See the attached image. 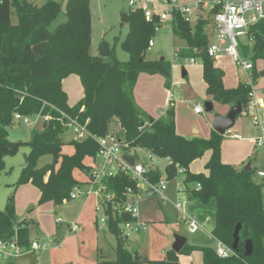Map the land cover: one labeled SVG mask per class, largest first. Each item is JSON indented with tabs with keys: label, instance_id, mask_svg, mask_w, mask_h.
<instances>
[{
	"label": "trees",
	"instance_id": "1",
	"mask_svg": "<svg viewBox=\"0 0 264 264\" xmlns=\"http://www.w3.org/2000/svg\"><path fill=\"white\" fill-rule=\"evenodd\" d=\"M61 11L62 3L57 0H47L41 6L29 0H0V175L6 170L5 158L14 157L27 147L29 153L17 186L31 184L40 192V203L62 205L71 200L74 187L83 184L74 177V171L89 175L91 166L85 161L96 156L99 150L96 139L108 136L109 126L117 118L131 147L146 149L156 157L172 161L173 165L166 168L169 181L178 177L175 165L179 164L185 170L184 185L194 199L204 205L216 202V226L212 235L232 249L235 231L241 225L240 241L235 255L228 258L220 257L213 248L186 244L180 254L170 250L164 260H151L129 249L130 239L121 224L135 219L129 215L113 217L110 213L108 229L116 237V259L103 264H180V255L194 252H201L202 264H264V195L262 185L254 180L255 171L246 172L222 160L224 136L213 131L208 139L185 138L176 130L172 108L165 116L155 118L136 103L140 74H161L171 79V62L146 58L158 18L148 22L141 9H130V31L121 42V48L130 58L124 62L116 58L106 40L99 45L98 55L92 54L91 0H68L67 21L51 30ZM14 15L18 18L17 24L12 23ZM208 24V19H199L192 26L179 14L175 16L172 32L187 44L179 57L202 62L208 96L231 103L233 107L241 103L243 112L247 113L249 89L242 82L235 89H227L225 72L208 56L210 39L205 32ZM248 35L242 54L255 64L257 82L264 75V20L251 27ZM260 61L263 69L258 71ZM70 76H77L84 89L83 98L73 107L63 90V81ZM96 77L100 83L106 78L102 86H98ZM39 114L52 117L51 121L43 122L41 131L34 130L27 142L9 139L16 115L36 117ZM63 114L82 124L89 121L90 135L65 143L62 135L69 121ZM65 146H72L74 153L65 154ZM208 152L211 155L205 164L207 173H192L190 166ZM44 156H51L52 162L38 168L37 163ZM130 160L135 162L133 158ZM150 174L154 181L161 176L160 172ZM107 185L120 197L126 188L136 189L137 183L127 176H118ZM32 223L17 222L15 198L11 196L5 209L0 210V241H14L22 248H29ZM249 241H252L253 253L246 256ZM0 264L4 263L0 261Z\"/></svg>",
	"mask_w": 264,
	"mask_h": 264
},
{
	"label": "rangeland",
	"instance_id": "2",
	"mask_svg": "<svg viewBox=\"0 0 264 264\" xmlns=\"http://www.w3.org/2000/svg\"><path fill=\"white\" fill-rule=\"evenodd\" d=\"M29 1L44 4L47 0ZM57 1L62 3V11L51 25V30H55L59 25L67 21L65 13L68 0ZM179 1L185 3L187 0ZM131 7L130 0H91L93 20L92 54L94 56L98 55L101 42L106 40L110 44V47L114 49L115 56L119 61L126 62L129 60V54L121 48V42L127 38L130 31L129 25L122 23V16L128 14ZM202 15L201 17L198 16L197 19L203 18L209 20L205 32L210 41H213L214 32L211 18L206 13ZM194 17L193 15V19ZM196 21L198 22V20ZM17 22L18 18L14 15L12 23L17 24ZM197 22L192 24V26H195ZM174 37L171 34V26L167 23L166 27L156 35L155 46L147 52L146 56L149 61H158L165 58L166 61L172 62L175 53L178 58H174L176 62L172 66L171 79L168 80L161 74L142 73L143 76L139 81L137 98L135 94V100L140 106L148 110L149 114L159 115L162 111L165 110L163 113H166L168 108H172L175 111V119L177 120L176 130L179 134L188 138L208 139L211 136L212 128V123L210 127L209 122H213L216 116H226L233 108V105L214 100L208 96L207 85L203 78L202 62L198 65H191L186 63L184 59H180L178 54L183 49H177L180 46H184V44L186 45V42L176 35ZM239 39L243 44H248L246 37ZM217 59L219 60L218 66L223 68L227 73L226 87H235L233 81L234 74L235 77L238 76L240 78L241 82L244 81L243 72L230 57L220 55ZM223 59L224 61H222ZM257 69L258 71L263 69L261 61L257 62ZM183 70L189 73L187 78H183ZM72 79L71 81H74L73 85H67L66 90L70 95V102L74 103L82 95L83 86L80 84L81 81L80 83L77 82L80 80L77 76ZM105 79L100 83L96 77L98 86H102ZM259 79L260 83L264 85V75ZM170 83L173 86L172 92L176 101L175 107L168 101ZM210 101L213 103L214 109L211 112H206L205 106ZM196 104H200L203 107V114L195 113L194 107ZM35 119L36 117H30V125L16 121L15 126L9 130V139L13 142L29 141L34 130L41 131L43 128L44 120L36 121ZM110 128L113 133L125 137L121 125L116 120L113 121ZM235 134L241 136V139L233 138L232 136ZM259 136L260 133L253 125L248 112H243L237 118L235 126L225 135L222 144V159L240 170H244L247 165L251 164L252 169L255 171L254 180L258 184L263 185V180L257 176L259 171H264V146L259 147L256 143ZM62 138L65 143L76 140L74 128L68 127ZM73 150L72 146H65L63 148L65 154H69ZM28 153L29 148L23 147L18 155L5 158L7 171L2 172L0 175V210H4L8 200L11 196H14L17 222L24 220L29 222V220L34 219L36 223L30 224L31 237L33 240H40V243L46 244L48 249L19 257L17 259L19 260V264H37V261L43 264H103L97 262L100 256L97 259V255H95L97 253V243L102 244L104 255L107 258H116V252L113 250V247H116V237L108 231L107 224L101 223L100 219L96 222L95 218V222L93 223L94 211L92 202L87 203L83 207L82 204L85 203L86 199L79 198L78 200H70L68 204L61 207L59 205H52L50 202L40 203V193L34 186H22L18 190L16 189V181L19 180L18 177H20L22 167L25 165V156ZM209 156L210 153H207L194 164V170L206 173L205 164ZM142 161L149 164L144 153H142ZM51 162V156H44L39 159L37 167H44ZM85 162L87 164L91 163L89 159ZM12 167L14 169L11 172ZM75 176L80 179L82 174L77 170ZM184 177L185 175L180 174L175 180L170 181L168 196L174 198L171 191L182 185ZM187 199L189 201L187 215L194 217L200 225L205 226V230L201 229L194 234L189 233L187 224L182 221L181 215L178 216V213L170 202H167L163 208H160L156 200H151L146 202L147 204L140 205V208L142 206L140 216L142 215L143 218L147 219L148 223L145 224V230L141 229L139 232L130 233L129 249H139L142 254L150 255V258L161 256L163 250L166 252L168 243L166 241L168 239L172 240L173 235L178 232L188 240V245L190 246L218 249L219 241L210 235L216 226L215 201L206 205L201 204L194 199L192 193H188ZM77 214L79 218L75 220L76 216H78ZM74 220L81 229L75 233H69V224ZM57 242L61 243L60 249L56 247L58 245ZM56 248L58 250H54ZM197 255L195 254V258L192 259L196 261ZM181 256H183V262L185 260L191 261L189 255ZM0 261L5 264L7 262L6 260Z\"/></svg>",
	"mask_w": 264,
	"mask_h": 264
},
{
	"label": "built area",
	"instance_id": "3",
	"mask_svg": "<svg viewBox=\"0 0 264 264\" xmlns=\"http://www.w3.org/2000/svg\"><path fill=\"white\" fill-rule=\"evenodd\" d=\"M131 8L141 9L148 22H153L157 17L159 24L155 27V36L149 42V48L155 46L156 35L169 23L172 27L176 15H180L183 20L190 25L197 22L198 16L206 13L213 23L214 40L210 41L208 46V56L217 59L220 55H226L232 59L244 74L242 82L249 89L248 115L251 117L253 125L260 133L256 140L257 146H264V87H260L255 80V64L245 58L242 54L243 44L239 38L249 39V30L257 23L264 20V0H194L192 3H184L179 0H130ZM193 15L195 16L193 19ZM203 19V18H202ZM173 55L172 66L176 62ZM191 65L199 64L201 61L195 58L184 59ZM173 94L170 95V103L173 106ZM45 105H47L45 103ZM49 105V104H48ZM52 109L54 106L49 105ZM195 112L202 114L204 112L200 105L195 106ZM166 113H164L165 115ZM64 115V114H63ZM68 121V127L74 128L77 140H83L88 137L89 131L87 125L89 121L82 124L80 121L64 115ZM43 119L51 121L50 115L36 116V121ZM15 120L30 125V117L16 115ZM99 150L91 160V171L87 180L83 184L74 187L71 193V200L83 198H95L97 201L96 212L98 220L101 223H109L110 213L113 217L129 215L135 221L124 222L121 224L125 234L130 237L131 232H139L145 229L146 225L140 223V205L148 199L159 198L168 200L166 192L168 191L170 181L166 174L168 165H173L172 161L161 159L152 155L146 149L140 147H131L125 137L110 133L106 137L96 139ZM142 153L145 154L149 164L142 161ZM135 159L131 162L130 159ZM175 168L178 174H184L185 170L176 164ZM160 172L161 176L154 181L151 174ZM118 176H127L137 183L136 189L126 188L120 197L111 191L107 185L109 180ZM257 176L263 180L264 171H259ZM199 187V186H198ZM186 201L183 200L175 204L179 212H185ZM189 231L196 233L200 225L196 220L188 223ZM77 223L70 225L71 232L79 231ZM46 244L39 241H32L29 248H22L14 241H0V260H6L11 257L19 258L29 253H39L47 250ZM220 257L228 258L235 255L233 249L221 244L216 250Z\"/></svg>",
	"mask_w": 264,
	"mask_h": 264
},
{
	"label": "crops",
	"instance_id": "4",
	"mask_svg": "<svg viewBox=\"0 0 264 264\" xmlns=\"http://www.w3.org/2000/svg\"><path fill=\"white\" fill-rule=\"evenodd\" d=\"M194 0H187L185 3H192ZM30 2H35V3H37L36 1H30ZM38 4V3H37ZM39 6H41V5H43V4H38ZM202 15V14H201ZM203 16V15H202ZM93 21V20H92ZM18 23V22H17ZM171 26V25H170ZM171 34H172V37H174L175 35L173 34V32H172V27H171ZM175 38V37H174ZM187 48V44L185 45L184 44V46H180L177 50H181V49H186ZM176 50V51H177ZM175 54V53H174ZM179 55V54H178ZM223 58V57H222ZM165 59V58H164ZM181 59V58H180ZM222 61H224V59L222 60ZM201 63V62H200ZM199 63V64H200ZM219 63V60L217 59V60H215V66L216 67H218V68H220V69H222L224 72H225V78H224V85H225V81H226V79H227V73H226V71L223 69V68H221V67H219L218 64ZM195 65H198V64H195ZM186 72V74H187V76L186 77H183V78H187L188 76H189V73L186 71V70H183V72ZM142 76H143V74H140V76H139V78H138V82H137V87H136V91H135V94H136V98H137V91H138V84H139V81H140V79L142 78ZM182 76H183V73H182ZM75 76H70L69 78H67V79H65L64 81H63V90L67 93V95H68V98H69V105L71 106V107H73V106H75L82 98H83V96H84V89H82V95L74 102V103H71L70 102V95H69V93H68V91L66 90L67 89V85L68 86H70V84H72V83H74V81H71V80H73L72 78H74ZM260 80V79H259ZM258 80V85L260 86V87H264V85L263 84H261L260 83V81ZM233 81H234V83H235V87H232V88H228V87H226V85H225V87L227 88V89H235L236 87H238V85L241 83V81H240V78H238V76L237 77H235V74H234V79H233ZM240 81V82H239ZM78 83H80V80L79 81H77ZM81 84V83H80ZM73 85V84H72ZM170 88H169V103H170V95L171 94H173V96H174V93L172 92L173 90V86H172V84L170 83ZM175 98L173 99V106L175 107ZM211 102V101H210ZM137 103V102H136ZM137 105L140 107V109H142L144 112H146L147 114H149V112H148V110H146L145 108H143V106H140L138 103H137ZM196 105H200V104H196ZM195 105V106H196ZM201 106V105H200ZM202 107V106H201ZM213 107H214V105H213ZM203 108V107H202ZM169 109V108H168ZM204 110V109H203ZM165 111V110H164ZM164 111H162L161 112V114H159V115H155V114H149V115H151V116H153V117H155V118H160V117H163V116H165L164 115ZM194 111H195V107H194ZM196 113V112H195ZM197 114V113H196ZM203 114V113H202ZM117 121L118 122V124L120 125V122H119V120H117V119H113L112 120V123H113V121ZM215 120V119H214ZM214 122V121H213ZM213 122H209L210 123V127H211V123H212V128H211V133L214 131L213 130ZM112 123H111V125H112ZM110 125V126H111ZM110 126H109V129H110V132L111 133H113L112 131H111V128H110ZM176 126H177V120H176ZM178 132V131H177ZM181 136H183L182 134H180ZM226 135V134H225ZM225 135H224V138H225ZM185 137V136H184ZM233 138H235V139H241V136H239V135H237V134H235V135H233L232 136ZM185 138H188V137H185ZM210 138V137H209ZM188 139H193V138H188ZM204 139H207V138H204ZM69 147V146H68ZM74 153V150H73V152H71V153H69V155H72ZM208 153H210V152H208ZM207 154V153H206ZM211 155V154H210ZM209 158H210V156H209ZM200 160V159H199ZM199 160H197V161H195L191 166H190V171L192 172V173H202V171H200V172H198L197 170H194V168H193V166H194V164H196ZM209 160V159H208ZM208 160H207V162H208ZM223 160V159H222ZM206 162V163H207ZM225 162V161H224ZM86 163V162H85ZM225 163H228V162H225ZM91 164V163H90ZM90 164H87L86 163V165H90ZM229 164V163H228ZM24 167V166H23ZM23 167H22V169H23ZM6 168H7V166H6ZM251 168H252V166H251ZM13 167L11 168V172L13 171ZM253 170V169H252ZM5 171H7V169L5 170ZM22 171V170H21ZM76 171L77 170H75L74 171V177L78 180V181H80V182H85L86 180H87V176H85V175H83V173H81L82 174V176H81V178L80 179H78L76 176H75V173H76ZM10 172V173H11ZM207 173V172H206ZM184 175V174H183ZM179 176V175H178ZM18 179H19V177H18ZM184 180H185V177H184ZM184 180H183V183H182V185H179V187L177 188H175L174 190H172L171 191V193H172V195L174 196V198H172L171 196H168V192H169V188H168V191L166 192V196H167V199L168 200H161V199H159V198H153V199H148V200H145L143 203H142V205L143 204H145L146 202H148V201H151V200H156V202L158 203V205L160 206V208H163V206H165V204L167 203V202H170L173 206H174V208H175V204L176 203H178V202H181V201H183V200H185L186 201V206H185V212L183 213V212H179L176 208H175V211L178 213V216H182V221L183 222H185L186 224H187V226H188V223L191 221V220H196L194 217H190V216H188L187 215V208H188V206H189V201H188V199H187V195H188V193H191V192H189V190H187L186 189V186L184 185ZM18 182V180L16 181V183ZM15 183V184H16ZM15 184H13V185H15ZM24 186H33V185H31V184H28V185H24ZM19 187H22V186H16V189L18 190L19 189ZM40 193V192H39ZM263 195H264V191H263ZM80 198H83V197H80ZM84 199H86V198H84ZM78 200V199H77ZM70 201H66V202H64L62 205H59V206H61V207H63V206H65L66 204H68ZM89 202H92V204H93V211H94V216H93V223L95 222L94 221V219L96 218V222L98 221V214H97V212H96V205H97V201H96V199L95 198H88V199H86V201H85V203H83L82 204V206L84 207V205H86L87 203H89ZM50 204H52L53 205V203H51L50 202ZM147 204V203H146ZM215 204H216V202H215ZM158 205H157V207H158ZM82 208V207H81ZM216 209H217V205H216ZM141 210H142V206H141V208H140V212H141ZM143 212V211H142ZM78 215V214H77ZM77 218H79V215L78 216H76V218H75V220H77ZM59 219H61V218H59ZM165 219V218H164ZM62 220V219H61ZM73 221V222H70V224H69V233H71V230H70V225L72 224V223H77L76 221ZM27 221V220H26ZM30 221V220H29ZM31 221L33 222V223H36V221L34 220V219H31ZM139 221H140V223H144V224H146V223H148V220L147 219H145V218H143L142 217V215L141 216H139ZM162 221H165V220H162ZM197 221V220H196ZM149 223H151V222H149ZM200 225V224H199ZM80 227V226H79ZM81 229V228H80ZM146 229V228H145ZM144 229V230H145ZM201 229H204L205 230V226H203V225H200V229L199 230H201ZM108 231H109V229H108ZM141 231V230H140ZM188 231H189V227H188ZM175 232H177V231H175ZM198 232V231H197ZM189 233H191L190 231H189ZM191 234H194V233H191ZM175 235H179V236H182V237H184L183 235H181V234H179V232L178 233H175L174 235H173V238H172V240H167L166 242H168L167 243V246H166V252H165V250H163V254L161 255V256H156V257H152V258H150L147 254H142L141 253V251L139 250V249H133V251H139V253L141 254V255H143V256H147L149 259H151V260H164L165 258H166V253H167V251H169V250H173V244H174V241H175ZM211 236H213L212 235V231H211V234H210ZM32 238V237H31ZM35 239H38V238H35ZM32 241H40V240H33V238L31 239ZM188 241V240H187ZM57 248L58 249H60L61 248V243H59V242H57ZM187 244H188V242H187ZM102 244H98L97 243V246H96V251H97V253H95V255H97V259H98V256H100L99 257V259L97 260V262H100V263H103V261L104 262H107V261H113V260H115L116 258H107L105 255H104V250H103V247L101 246ZM221 245V243L219 242V246ZM171 246V248H169ZM54 249V250H58V249ZM115 248L116 247H113V250H115ZM210 248H212V247H210ZM214 249V248H213ZM53 250V251H54ZM215 250H217V249H215ZM99 252V253H98ZM100 254V255H99ZM195 254H198L197 255V259H196V261L195 260H193L192 258H195ZM186 256V255H185ZM158 257H160V258H158ZM182 257L183 256H179V262H180V264H202V261H203V257H202V254H201V252H194L191 256L189 255V258L191 259V261H186L185 260V262H183V259H182ZM185 258H188V257H185ZM17 259H19V258H15V257H11V258H9V259H6V264H19V260H17ZM2 263H4V262H2ZM5 264V263H4ZM37 264H43L42 262L40 263L39 261H37ZM82 264V263H81Z\"/></svg>",
	"mask_w": 264,
	"mask_h": 264
},
{
	"label": "water",
	"instance_id": "5",
	"mask_svg": "<svg viewBox=\"0 0 264 264\" xmlns=\"http://www.w3.org/2000/svg\"><path fill=\"white\" fill-rule=\"evenodd\" d=\"M122 23L129 25L130 23V17L128 14H124L122 16ZM162 61H164L165 59L162 58ZM187 74L184 71L183 72V77H186ZM206 112H211L213 111L214 107H213V103H207L206 106ZM243 113V107L241 105V103H238L235 107H233L231 109V111L226 115V116H216L214 122H213V130L215 132H217L219 135L224 136L228 131H230L236 124L237 118L239 117L240 114ZM244 171L246 172H251L252 168H251V164L247 165V167L244 169ZM241 230V225H239L235 231L234 234V238H235V242L233 245V251H236L238 249V245H239V233ZM187 239L185 237L179 236V235H175V241L173 244V250L180 254L181 251L183 250V248L185 247V245L187 244ZM246 256H251L253 253V244L252 241H249L246 244Z\"/></svg>",
	"mask_w": 264,
	"mask_h": 264
}]
</instances>
